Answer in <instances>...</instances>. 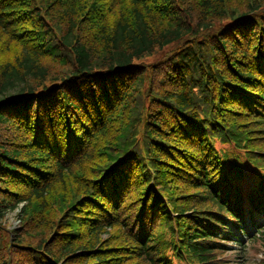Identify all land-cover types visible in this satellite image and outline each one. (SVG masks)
<instances>
[{
  "label": "trees",
  "instance_id": "16d2710c",
  "mask_svg": "<svg viewBox=\"0 0 264 264\" xmlns=\"http://www.w3.org/2000/svg\"><path fill=\"white\" fill-rule=\"evenodd\" d=\"M18 209L0 264H264V0H0Z\"/></svg>",
  "mask_w": 264,
  "mask_h": 264
},
{
  "label": "rangeland",
  "instance_id": "374dc122",
  "mask_svg": "<svg viewBox=\"0 0 264 264\" xmlns=\"http://www.w3.org/2000/svg\"><path fill=\"white\" fill-rule=\"evenodd\" d=\"M13 47H16V46H13ZM173 47H171V48H173ZM171 48L165 49L164 51H162V53L161 52L154 53L152 55L151 59L147 58V60H145V62H147L148 60H149V62H151V61H154V60L161 58ZM50 65H51L52 70L60 69L59 66L58 67H55V66L52 67V63ZM19 207H21V206L19 205ZM16 211L7 215V217L5 218V221H4V227H2V229H0V246L3 248H5L7 243H8V235H9L8 231H14L15 229L19 228L20 220H21L20 219V212H19V209H18V212H16ZM10 242H12V241L10 240ZM259 246H260V243L257 244L255 247L258 248ZM243 257H244V255L237 256V254L230 253L228 256V259H232V260H229L231 264H255V261L259 260L261 256H258L257 253H254V251H250L245 256L247 258V260H249V262H246L245 259H243Z\"/></svg>",
  "mask_w": 264,
  "mask_h": 264
}]
</instances>
